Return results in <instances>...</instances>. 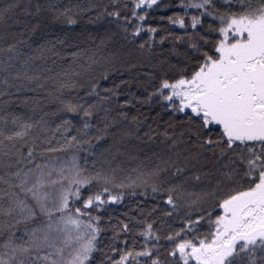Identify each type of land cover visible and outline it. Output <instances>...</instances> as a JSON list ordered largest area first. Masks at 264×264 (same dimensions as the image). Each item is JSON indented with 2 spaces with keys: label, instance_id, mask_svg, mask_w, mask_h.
<instances>
[{
  "label": "snow or ice",
  "instance_id": "1",
  "mask_svg": "<svg viewBox=\"0 0 264 264\" xmlns=\"http://www.w3.org/2000/svg\"><path fill=\"white\" fill-rule=\"evenodd\" d=\"M159 2L127 0L123 10H128V15L120 8V0H111L113 10L105 7L96 20L112 18L130 42L142 33L149 34L138 47L151 50L158 29L144 27V22L147 10ZM179 6L184 15L168 20L184 30V35L174 39L186 43L191 53L187 66L174 76L165 72L143 102L159 100L173 117L181 118L180 131L169 122L168 129L159 134L164 138L160 141L163 147L152 153L155 162L137 178L153 194L166 196L163 203L172 211L164 216L169 219L180 209V201L186 202L189 211L179 230L169 226L162 234L154 228L156 221H140L142 230L131 236L130 242L120 236L129 237L135 225L121 222L119 231L113 230L104 244L100 239L105 231L102 218L93 211L122 202L125 193L113 194V189L140 185L136 181L116 184L115 169L113 174L91 173L80 166L75 155L70 160L49 158V153L79 148L82 143L91 147V140L70 135L71 119L52 129L44 116L33 121L31 117L0 115V264H97V253L98 264H264V0H180ZM18 7V0L0 7V97L37 92L52 80L58 82L57 92L75 88L72 77L79 75L75 70L71 75L63 71L51 76L52 68L37 64L48 60L55 64L52 58L60 55L57 44L63 45V40L35 48L23 39L6 41L3 26L8 24V13ZM97 7L44 0L36 4L34 13L24 11L39 16L46 8L55 20L75 25L82 11ZM189 9L197 14L189 16ZM36 27H25L18 35L35 32ZM167 39L161 37L160 43ZM80 56V52L72 53V62ZM89 60L96 63L91 57ZM79 66L85 70V65ZM91 94L99 95L95 85ZM57 99L59 112L81 117L82 128L76 131L87 135L98 112L96 105ZM23 103L31 104L36 112L41 99L25 98ZM101 119L104 127L98 129L101 134L96 140L103 139L110 124L116 123L114 119L109 122L107 109ZM8 124L13 129H8ZM49 131L63 136L62 143L57 140L58 147L47 136L41 139ZM144 136L153 141L151 128ZM124 138L122 135L121 141ZM136 138L140 139L139 135ZM94 184L98 190L85 196L84 191ZM192 188L199 191H190ZM209 201L211 206L206 207ZM155 211L153 208L149 216ZM41 216L46 219L29 229ZM205 223L208 230L201 234ZM20 225H24L23 234L17 236Z\"/></svg>",
  "mask_w": 264,
  "mask_h": 264
},
{
  "label": "trees",
  "instance_id": "2",
  "mask_svg": "<svg viewBox=\"0 0 264 264\" xmlns=\"http://www.w3.org/2000/svg\"><path fill=\"white\" fill-rule=\"evenodd\" d=\"M11 0H0V7L7 6ZM127 0H120V8L123 10L124 3ZM20 7L8 13V24L3 26L2 32L7 42L16 40H26L28 44L35 48L39 44L47 41L63 40L64 44H57L59 56L53 57L46 63L37 61L42 67L52 68L53 71L48 73L51 76L63 71H68L71 75L75 70L79 75L72 77L76 81L75 88L65 89L63 92H57L58 82L55 80L48 81L44 89L37 92L15 93L13 96L0 97V115L9 116L19 115L27 119L31 117L33 121L44 116L52 129L60 124L64 119H71L73 128L70 135H77L82 141L91 140V147L87 143H82L79 148H71L66 151L49 153V158H60L61 160H70L73 155L78 159L81 167L86 168L89 172L97 171L102 173L113 174L115 169V183L131 184L133 181L137 185L133 188L113 189V194L117 191L125 193L124 199L119 204L106 205L99 212L93 211V215H99L102 218L101 227L105 229L100 239L107 244L113 236V230L119 231L121 222L128 223L133 227V232L129 237L121 234L120 239L136 235L142 230L140 221L145 223L156 221L154 228H158L161 233L171 230H179L182 224V218L189 211L184 205L185 201H180L181 207L178 211L173 212L172 218L164 216L167 211H172L171 206L166 205L163 201L166 196L163 194H153L150 187L143 186L137 179L141 171H147L155 162L153 152H158L161 147L160 141L163 136L159 135L168 129L169 122L176 125V132L180 131L181 118H175L170 111H166L161 102L153 99L150 103H144L147 96L158 87L159 80L165 72L174 76L176 71L187 66V57L191 55L186 43H181L174 39L176 36L184 35V30L178 25L171 24L168 20L170 16H183L184 10L179 6L180 0H160L157 6L148 11V17L144 22V27L152 26L158 29L154 34V41L151 50L147 47L140 50L138 44L148 39L147 33H142L141 37L135 42L125 39L123 33L110 17H103L96 20L100 11L105 7L112 11L114 6L111 0H60L65 6L79 3L82 8H89L92 4L98 7L92 11H82L77 17L78 23L67 25L63 20H55L45 8L39 16H28L25 9L35 12L37 3L43 4L44 0H18ZM132 4L128 3V9ZM124 14L130 15L128 10H123ZM189 16L197 14L195 10L189 9ZM94 21V22H90ZM19 21V23H16ZM11 25V26H9ZM37 26L35 32L26 31L23 36L18 33L24 31L25 27L29 30ZM131 31V27L129 28ZM191 31V29H189ZM169 37L163 44L160 43L161 37ZM101 41H104L101 45ZM23 47V46H22ZM80 52L81 56L77 62L73 63L71 54ZM91 57L96 63H91ZM80 64L85 65V70H81ZM90 65V67H89ZM152 74L151 76L149 74ZM106 77V78H104ZM64 79L63 76L60 77ZM96 86V92L99 95L91 94L92 86ZM14 91V90H10ZM39 97L41 104L36 112L32 111V105H25V98ZM72 101L73 103L95 104L98 112L91 121L93 127L84 135L78 133L77 128H82L81 117L79 115L65 114L59 112V100ZM108 97V99H104ZM131 100V104L126 101ZM9 101H11L9 103ZM108 110V120L113 119L115 124L103 133V139L96 140L95 137L100 135L98 129L104 127L101 119L104 116V110ZM126 113V118L120 114ZM47 114V115H46ZM136 117V120H133ZM152 130L153 141H149L144 136L149 129ZM8 129H13V125L8 124ZM139 131L137 132V130ZM172 129H169L171 133ZM133 133V135H125ZM115 134V135H114ZM125 138L121 141V136ZM139 135L140 139L136 138ZM52 139L53 146H59L57 140L63 142V136L57 133L52 135L51 131L42 134L41 139L45 137ZM29 142H30V138ZM119 149V151H117ZM103 153V155H101ZM68 157V158H67ZM55 178V177H54ZM149 183L153 181L149 180ZM98 185H93L88 191L98 190ZM111 187V185H109ZM190 191H199L198 188H192ZM133 192L135 194H133ZM141 193H146L142 195ZM23 196V194H21ZM76 207L79 206L77 203ZM206 207L211 206V201ZM156 211L149 216L151 210ZM215 214H218V210ZM195 218V217H194ZM46 218L41 216L35 223L28 225L31 229L40 224ZM17 236L23 234L24 225L19 226ZM208 230L205 223L200 229L203 234ZM131 242V240H130ZM137 239V247L140 244ZM97 255V264L99 253Z\"/></svg>",
  "mask_w": 264,
  "mask_h": 264
},
{
  "label": "rangeland",
  "instance_id": "3",
  "mask_svg": "<svg viewBox=\"0 0 264 264\" xmlns=\"http://www.w3.org/2000/svg\"><path fill=\"white\" fill-rule=\"evenodd\" d=\"M68 158V157H67Z\"/></svg>",
  "mask_w": 264,
  "mask_h": 264
}]
</instances>
